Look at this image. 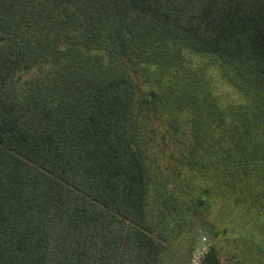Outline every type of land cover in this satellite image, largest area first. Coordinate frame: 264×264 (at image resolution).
Returning <instances> with one entry per match:
<instances>
[{
    "label": "trees",
    "instance_id": "16d2710c",
    "mask_svg": "<svg viewBox=\"0 0 264 264\" xmlns=\"http://www.w3.org/2000/svg\"><path fill=\"white\" fill-rule=\"evenodd\" d=\"M218 199L249 245L264 0H0V264H171Z\"/></svg>",
    "mask_w": 264,
    "mask_h": 264
},
{
    "label": "rangeland",
    "instance_id": "374dc122",
    "mask_svg": "<svg viewBox=\"0 0 264 264\" xmlns=\"http://www.w3.org/2000/svg\"><path fill=\"white\" fill-rule=\"evenodd\" d=\"M222 92L225 98L227 96L232 100L240 98L239 93L235 92L234 89L226 87ZM243 215L242 209H233L231 200H216L213 205L211 204L209 208H206L203 214L195 216L186 231L179 236L174 245H171L177 253L171 264H193L195 256L199 255L204 248L208 250L210 244L214 242L218 244L222 252L221 258L224 264H239L238 262L242 261L241 258L248 260L247 264H252L254 261L259 262L258 264H264V254L259 251L264 246V230L260 226L248 227L247 220H245V226L249 233L248 241L250 239L249 245H247L246 238L242 244L234 241L236 235L232 232V227H236L238 220H243ZM210 222L220 228L217 238L209 232L211 229L209 227ZM262 224H264V218ZM225 226H228L230 230L227 234L223 233ZM181 256L185 257L186 261Z\"/></svg>",
    "mask_w": 264,
    "mask_h": 264
},
{
    "label": "built area",
    "instance_id": "2783aa9c",
    "mask_svg": "<svg viewBox=\"0 0 264 264\" xmlns=\"http://www.w3.org/2000/svg\"><path fill=\"white\" fill-rule=\"evenodd\" d=\"M208 250H206V248H204L203 250L200 251L199 255L195 256V258L193 259V264H201L202 258L204 257V255L207 253Z\"/></svg>",
    "mask_w": 264,
    "mask_h": 264
}]
</instances>
